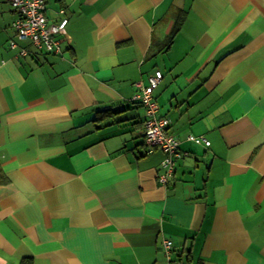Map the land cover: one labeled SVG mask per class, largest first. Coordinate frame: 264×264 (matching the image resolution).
Instances as JSON below:
<instances>
[{
  "label": "crops",
  "instance_id": "crops-1",
  "mask_svg": "<svg viewBox=\"0 0 264 264\" xmlns=\"http://www.w3.org/2000/svg\"><path fill=\"white\" fill-rule=\"evenodd\" d=\"M17 15L0 0V264H264V0H45L58 53ZM156 70L166 184L132 99Z\"/></svg>",
  "mask_w": 264,
  "mask_h": 264
},
{
  "label": "built area",
  "instance_id": "built-area-1",
  "mask_svg": "<svg viewBox=\"0 0 264 264\" xmlns=\"http://www.w3.org/2000/svg\"><path fill=\"white\" fill-rule=\"evenodd\" d=\"M17 12L13 22L16 36L20 39H28L38 49L58 53L59 41L57 36L64 33L67 24V17L63 16L59 21L49 22L45 15V0H10ZM60 10V13H63ZM10 46H15L11 40ZM22 53H26L22 50ZM163 74L156 70L148 77V84L142 85L137 82L136 90L132 96L133 101L142 105L145 110L143 121V136L147 146L161 149L165 156L161 161L163 172L159 175L158 181L166 184L168 178L174 173L175 163L182 156L179 149V140L168 131V119L159 114V105L153 95V91L162 79ZM189 140L195 143L209 144V141L200 135H188ZM167 257L170 259L172 242L164 241ZM168 264H172L170 261Z\"/></svg>",
  "mask_w": 264,
  "mask_h": 264
},
{
  "label": "trees",
  "instance_id": "trees-1",
  "mask_svg": "<svg viewBox=\"0 0 264 264\" xmlns=\"http://www.w3.org/2000/svg\"><path fill=\"white\" fill-rule=\"evenodd\" d=\"M103 116H104V115H100V113H99V116L97 117V119H98V118H101V117H103Z\"/></svg>",
  "mask_w": 264,
  "mask_h": 264
}]
</instances>
